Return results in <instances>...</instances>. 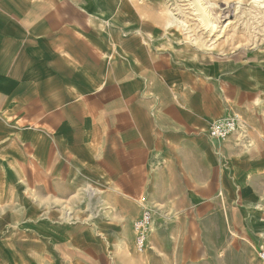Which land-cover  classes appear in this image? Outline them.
Masks as SVG:
<instances>
[{
	"label": "crops",
	"instance_id": "crops-1",
	"mask_svg": "<svg viewBox=\"0 0 264 264\" xmlns=\"http://www.w3.org/2000/svg\"><path fill=\"white\" fill-rule=\"evenodd\" d=\"M140 3L0 0V199L14 194L5 181L19 179L14 166L27 148L39 170L34 180L56 196L72 194L69 182L90 181L109 204L130 206L132 228L141 210L126 198L175 189L191 198V222L218 215L227 238L248 215L232 203L231 190L246 196L248 184L233 187V166H264V143L246 156L235 138L209 136L231 105L197 87L204 83L191 77V61L164 48ZM223 197L227 207L218 212ZM9 253L0 223V264Z\"/></svg>",
	"mask_w": 264,
	"mask_h": 264
},
{
	"label": "rangeland",
	"instance_id": "rangeland-1",
	"mask_svg": "<svg viewBox=\"0 0 264 264\" xmlns=\"http://www.w3.org/2000/svg\"><path fill=\"white\" fill-rule=\"evenodd\" d=\"M141 1L148 5V22L161 29L164 48L191 61V77L204 83L197 87L221 94L231 105L229 113L244 122L225 140L235 138L246 156L257 153L264 143V0H202L213 28L199 22L196 0ZM27 151L21 149L23 157L14 166L19 179L5 181L14 194L0 199L10 251L5 264H264L257 256L264 241V166L255 172L258 167L251 164L233 166L239 172L231 177L233 187L239 179L248 184L243 185L246 196L241 188L231 190L232 203L245 207L249 218L241 230L230 229L227 238L220 237L218 215L191 222V198L178 190L126 198L152 214L149 247L138 253L130 206L109 204L107 191L93 192L99 187L90 181L69 182L72 194L56 196L54 187L45 190L42 180H34L39 170L28 163ZM226 207L223 197L217 210ZM206 226L210 244L203 236Z\"/></svg>",
	"mask_w": 264,
	"mask_h": 264
},
{
	"label": "built area",
	"instance_id": "built-area-1",
	"mask_svg": "<svg viewBox=\"0 0 264 264\" xmlns=\"http://www.w3.org/2000/svg\"><path fill=\"white\" fill-rule=\"evenodd\" d=\"M172 1V0H164ZM237 114H230L224 118L211 122L208 134L212 139L224 141L230 133L234 132L238 123ZM152 227V214L146 207H141L140 215L134 220L132 230L134 233V250L143 253L149 247V234ZM258 258L264 263V241L257 249Z\"/></svg>",
	"mask_w": 264,
	"mask_h": 264
},
{
	"label": "bare ground",
	"instance_id": "bare-ground-1",
	"mask_svg": "<svg viewBox=\"0 0 264 264\" xmlns=\"http://www.w3.org/2000/svg\"><path fill=\"white\" fill-rule=\"evenodd\" d=\"M201 1L202 0H196V2H197V5H196V7L194 8V10H196V11H201L202 12V14H201V16H200V18H199V22L203 25V26H206L207 28H208V26L209 27H214V22H213V20L208 16V13H207V9L205 8V6H203L202 5V3H201ZM166 2H168V1H166ZM170 2V1H169ZM183 14V13H182ZM237 125H239V120H238V123H237ZM235 131H236V129H235ZM234 131V132H235Z\"/></svg>",
	"mask_w": 264,
	"mask_h": 264
}]
</instances>
